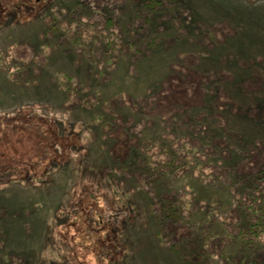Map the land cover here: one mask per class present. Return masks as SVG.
Instances as JSON below:
<instances>
[{
    "label": "rangeland",
    "instance_id": "374dc122",
    "mask_svg": "<svg viewBox=\"0 0 264 264\" xmlns=\"http://www.w3.org/2000/svg\"><path fill=\"white\" fill-rule=\"evenodd\" d=\"M40 1L0 0V264H264V0Z\"/></svg>",
    "mask_w": 264,
    "mask_h": 264
},
{
    "label": "trees",
    "instance_id": "16d2710c",
    "mask_svg": "<svg viewBox=\"0 0 264 264\" xmlns=\"http://www.w3.org/2000/svg\"><path fill=\"white\" fill-rule=\"evenodd\" d=\"M37 1L39 3L41 2L40 0H37ZM157 2L160 4L170 3V1H168V0H158ZM146 16L148 18H151L150 15H146ZM147 20H146V22H147ZM115 43H116V46L118 49H121V47L124 46L122 44L121 39L117 36L115 37ZM206 94H208L207 95L208 99H207V97L202 99V101L204 103L203 104L204 109L209 110L208 111L209 120L207 123L208 125L206 124L205 126H206V128L209 127L212 129V134L211 133H209V134L204 133L203 134V133L197 132V135H198V137H201V136L209 137V135H214V137H217V140H216L217 144H219V146H222L223 143H225V142L223 140H220L218 138V136L216 135L217 132H215L216 130L214 129L215 127H217V125L215 124V117H214L215 115L211 114V111L213 109H211L207 103L209 101L210 97L215 98V92H213V93L207 92ZM215 99H217V98H215ZM206 105H207V107H206ZM218 129H219V134H220L224 130V127L222 125H218ZM244 129L246 130L248 128L246 126L237 125L235 131L237 132L238 135H242L244 132L243 131ZM233 135H231V136L229 135L227 140L228 141L231 140ZM191 142L193 144H197L193 140H191ZM235 142L237 143V141H235ZM198 148H201V150L203 151L202 147H198ZM198 154H196L197 157H199ZM204 154H206V153H204ZM169 158L171 159V161H175L174 155H170ZM200 158L203 159L205 157H204V155H201ZM200 158H196L193 160L190 159L192 161L191 165H193V163H195L196 161L197 162L200 161L201 160ZM263 164H264V162H263ZM260 165H262V164H260ZM210 167H212V166H210ZM241 167L243 168L244 172L249 173V178L248 177L244 178L243 183H244V189L246 190V192H245V195H242V193H241L237 197V201H238V203H240V205L237 207H239V208L243 207V209L245 208L246 210H248V212H250V214H249L250 220L247 219L245 222H242V223L240 222L241 225L239 223L240 226L238 227V229H239V235L243 236L244 241L247 242L246 244L254 245L257 242H260V240H261V239L259 240L260 235L261 234L264 235V166H259V169H258V166L250 167L249 163H245V164L243 163L241 165ZM212 170H215V172H216V169L214 167H212ZM236 176H238V175L235 173L232 178L234 179V177H236ZM237 185H238V188L240 190H242V187L239 184H237ZM177 204H180V202H177ZM238 213H240V211H238ZM240 214H242V213H240Z\"/></svg>",
    "mask_w": 264,
    "mask_h": 264
}]
</instances>
